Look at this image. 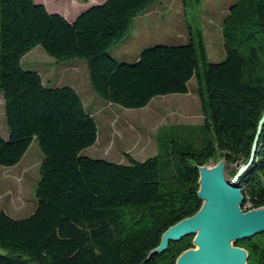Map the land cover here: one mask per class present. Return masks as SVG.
Masks as SVG:
<instances>
[{"label":"trees","instance_id":"1","mask_svg":"<svg viewBox=\"0 0 264 264\" xmlns=\"http://www.w3.org/2000/svg\"><path fill=\"white\" fill-rule=\"evenodd\" d=\"M157 1L106 0L69 22L35 0H0V95L8 134L0 135V166L18 165L33 142L43 156L33 214L14 219L0 211V264H176L194 248L193 236L154 251L167 230L201 209L199 167L220 154L231 180L236 166L248 163L264 114V0H235L230 7L222 62H209L200 29L197 40L192 34L187 44L152 45L133 63L119 62L110 50ZM186 2L197 8L202 0ZM38 46L59 63L84 60L96 95L125 109L189 94L196 79L201 128L213 140L198 153L174 145L163 161L120 164L84 156L97 142V122L74 89L52 88L22 66ZM163 166L172 170L165 177ZM263 179L264 128L253 164L236 182L243 210L264 207ZM236 245L247 251V264H264V234Z\"/></svg>","mask_w":264,"mask_h":264},{"label":"rangeland","instance_id":"2","mask_svg":"<svg viewBox=\"0 0 264 264\" xmlns=\"http://www.w3.org/2000/svg\"><path fill=\"white\" fill-rule=\"evenodd\" d=\"M35 1H43L53 13L68 10L70 14H74L76 8L82 9L97 0ZM234 2L235 0H202L201 5L194 8L186 0H158L147 13L133 21L129 36L109 53L119 62L131 64L135 60V54L144 47L187 44L192 34L197 40V30L200 29L209 62H222L226 58L222 25ZM22 66L38 70L44 82L54 78L52 83L69 85L79 91L85 107L94 114L103 138L101 142L98 138L95 146L83 151L84 156L120 164H129L130 158L143 162L155 156H163V161L168 159L165 158L167 154L172 157L174 145L182 152L187 151L185 145H191L188 151L198 153L214 138L211 132L201 128L204 115L196 79L190 82L189 94L158 96L148 107L130 110L107 103L96 95L84 60L73 59L59 63L38 46L23 58ZM161 129V144L153 148L155 142L157 145L156 136ZM5 132L4 100L0 95V135H5ZM104 139L105 147H100L98 143H103ZM139 143L146 147L143 154L139 153V147L138 150L135 149ZM126 150L129 151L127 156ZM42 158L38 143L33 142L18 165L10 168L0 166V211H5L14 219H24L33 214L37 206L35 190L40 179ZM222 160L218 154L206 167L214 168ZM173 161L178 163L175 159ZM171 171V168L163 166V177Z\"/></svg>","mask_w":264,"mask_h":264},{"label":"water","instance_id":"3","mask_svg":"<svg viewBox=\"0 0 264 264\" xmlns=\"http://www.w3.org/2000/svg\"><path fill=\"white\" fill-rule=\"evenodd\" d=\"M263 128L264 114L251 157L248 163L236 166L237 172L231 180L226 177L225 160L214 168L199 167L201 209L167 230L154 253H163L171 242L193 236L194 248L182 253L176 264H247V251L236 244L264 234V207L244 211L243 189L236 182L253 164Z\"/></svg>","mask_w":264,"mask_h":264},{"label":"crops","instance_id":"4","mask_svg":"<svg viewBox=\"0 0 264 264\" xmlns=\"http://www.w3.org/2000/svg\"><path fill=\"white\" fill-rule=\"evenodd\" d=\"M106 0H97L96 2H93V3H90V4H88L86 7H84V8H76L75 9V12H73L74 14H70L69 13V11L67 10V11H62V12H58V14H60V15H62L66 20H68L69 22H72V21H74L82 12H84L85 10H87L89 7H91V6H94V5H99V4H102V3H104ZM37 3H39V4H43L46 8H47V6L45 5V3L43 2V1H37ZM78 9V10H77ZM47 10H48V8H47ZM49 12H51V13H53L52 11H50V10H48ZM68 12V13H67ZM150 47V46H149ZM144 48H146V47H144ZM143 48V49H144ZM207 49V48H206ZM140 55V52H138V53H136L135 54V59L136 58H138V56ZM34 71H37L39 74H40V72L38 71V70H34ZM41 75V74H40ZM53 80H54V78L52 79H49L48 80V82H44V80H43V82H44V84H46V85H48V86H50V85H52V88H58V87H65V86H67V85H64V84H57L56 82L55 83H52L53 82ZM67 87H70V88H72V89H74L72 86H67ZM79 95H80V93H79V91H77L76 89H74ZM80 97H81V95H80ZM82 99V98H81ZM84 104V103H83ZM85 106V105H84ZM86 108V107H85ZM87 109V108H86ZM91 113V115L95 118V116H94V114L92 113V112H90ZM96 120V119H95ZM96 122H97V120H96ZM97 126H98V122H97ZM8 134H7V132H5V135H2L3 137H6ZM98 138L100 139V142H101V140L103 139L101 136H100V128H98ZM98 138H97V140H98ZM98 144H100L99 146L101 147H105V139H104V142L103 143H98ZM97 144V145H98ZM96 145V146H97ZM95 146V145H94ZM139 147V153L140 154H143L144 152H146L145 151V146H143L141 143H139L138 144V146H136L135 147V149H137ZM153 147V146H152ZM155 147H157V145H156V142H155V145H154V147L153 148H155ZM133 149V148H132ZM131 149V150H132ZM130 150V149H129ZM138 150V149H137ZM126 156L127 155H129V151L128 150H126ZM98 159H102V158H98ZM113 162V161H112Z\"/></svg>","mask_w":264,"mask_h":264},{"label":"bare ground","instance_id":"5","mask_svg":"<svg viewBox=\"0 0 264 264\" xmlns=\"http://www.w3.org/2000/svg\"><path fill=\"white\" fill-rule=\"evenodd\" d=\"M249 210H255V209H248V208H247V209H245L244 211H249Z\"/></svg>","mask_w":264,"mask_h":264},{"label":"built area","instance_id":"6","mask_svg":"<svg viewBox=\"0 0 264 264\" xmlns=\"http://www.w3.org/2000/svg\"><path fill=\"white\" fill-rule=\"evenodd\" d=\"M263 185H264V179H263ZM247 209V208H246Z\"/></svg>","mask_w":264,"mask_h":264}]
</instances>
